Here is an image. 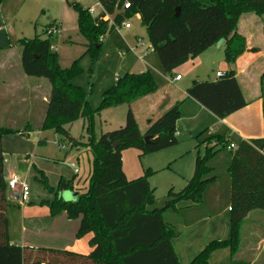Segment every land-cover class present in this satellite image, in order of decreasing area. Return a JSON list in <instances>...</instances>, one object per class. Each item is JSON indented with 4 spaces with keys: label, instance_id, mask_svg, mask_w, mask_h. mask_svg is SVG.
<instances>
[{
    "label": "trees",
    "instance_id": "16d2710c",
    "mask_svg": "<svg viewBox=\"0 0 264 264\" xmlns=\"http://www.w3.org/2000/svg\"><path fill=\"white\" fill-rule=\"evenodd\" d=\"M98 1L104 11L96 17L77 2L72 4L77 14L78 29L90 43L87 51L93 60L98 57L102 38L113 30L109 21L103 18L105 13L112 15L117 25L139 14L142 25L147 28L153 51L169 74L210 46L225 41L224 62L231 69L216 81H195L187 89L186 98L197 100L220 119L248 104L233 68L238 58L248 50L246 37L238 32L237 26L244 13L264 15V0H129L130 7L125 10V0ZM53 38L55 36L47 35L43 39L37 35L19 39L17 43L24 73L30 77L46 78L51 89L46 116L39 126H26L22 130L0 123V264H180L172 244L177 233L165 223L162 212L170 207L177 210L179 202L200 205L206 189L216 180L208 162L223 151H228L231 156L228 168L231 180L230 237L211 240L190 264H210L211 255L225 248L233 257L238 250L243 220L254 210L264 211V137L240 140L234 144L227 134L204 137L206 131L198 133V146L204 145V152H198L192 177L180 191L169 190L166 197L173 200L166 203L163 210L149 212L147 206L157 201L155 188L148 180L153 171L147 169L143 176L134 180L122 179L116 162L118 151L134 145L139 146L145 155L178 144L177 121L181 115V101L149 122L144 133L140 132L130 110L121 131L98 137L97 116L105 109L130 105L156 92L158 85L154 75L150 71L127 73L104 91L101 105L95 109L83 88L73 83L82 69L76 62L67 68L59 65L57 54L50 48ZM80 118L86 121V142L73 140L72 145L85 146L93 154L88 190L80 193L77 201L72 203L59 197L62 181L57 190L49 186L44 175L42 183L54 194L53 200L46 202L51 215L81 210L84 225L77 236L93 231V245H97V249L90 255H84L69 250L12 244L1 137L48 129L67 137L69 133L64 126ZM145 136H149V141ZM117 141L122 144L114 149L113 144ZM64 187L73 188L74 180L67 181ZM232 264L248 262L232 260Z\"/></svg>",
    "mask_w": 264,
    "mask_h": 264
},
{
    "label": "rangeland",
    "instance_id": "374dc122",
    "mask_svg": "<svg viewBox=\"0 0 264 264\" xmlns=\"http://www.w3.org/2000/svg\"><path fill=\"white\" fill-rule=\"evenodd\" d=\"M77 3L85 9L94 7L96 14L102 12L98 0H79ZM72 4L71 0H0V22L2 21L9 30V35L5 28L0 30V45L6 47L10 43L9 39L13 41V44H17L19 39L34 38L37 35L45 39L47 38L45 32L47 27L53 22L61 23L60 33L51 40L50 48L57 54L59 65L62 68L70 67L76 62L82 69L73 83L83 88L89 103L95 109L100 107L105 90L113 87L117 80L127 73L143 68L147 62L155 63L153 65H156L158 70L160 69L159 73L163 77V81L170 78L164 71L158 54L153 51L147 28L142 25L141 19L137 15L125 19L131 24V28L115 27L104 35L98 50V57L93 60L92 54L87 51L90 43L78 29L77 14ZM237 30L246 35L252 46L257 48L252 51V55L248 59L239 63V67L245 70L239 78L241 87L246 97H251L254 94L264 95V15L244 13L238 21ZM16 48L18 50L16 60L14 58L9 61L6 58V61H3L4 65H11L17 61L18 66H21L18 57L20 49ZM143 50L146 51V54L143 53ZM0 58L3 59V56ZM222 64L225 65L224 62ZM149 69L155 78L156 75L160 76L158 70H155L156 68ZM248 77L251 79L249 83L245 81V78L248 79ZM32 78L44 80L50 91V83L46 78ZM205 80L208 79L201 81ZM129 106L124 104L108 111L103 110L101 115L96 118L97 136L121 131L127 123ZM153 113L145 108L139 111L138 121L142 131L146 127V118ZM8 116L6 119L12 120L6 123L22 130L26 124L34 126L36 124L35 118L30 119L26 114L14 113ZM84 120V118H80L72 122L71 125H69L70 123L66 124L64 127L69 133L67 137L57 134L52 129L30 131L24 135H3L1 144L6 179L9 174L11 176L18 175L26 180L30 186L31 197H35V204L36 201L51 197L53 194L50 192L51 190L43 186L42 174H40V171H43L49 186L57 190L62 181L59 196L65 201L75 203L80 193L88 190L89 159H93V154L85 146L72 145L69 140V138H75L77 141L86 142ZM62 144L64 145L62 146ZM198 152L203 154L204 145L198 146V140L194 135L186 140H182L180 137L178 144L145 155H142L139 146L123 147L118 151L116 162L122 173V179L128 181L143 176L147 169H151L153 173L148 178L150 185L155 188L156 197L165 198L170 189L180 191L185 187V179L191 178L194 173L193 171L191 176H185L187 162L192 155H198ZM223 152L224 154L219 155L218 173L212 172L217 177V181L219 180L220 187L224 190L227 189L228 197L230 153ZM73 164L76 165L78 172L75 171ZM189 168L191 169L190 165ZM71 180H74V187H64L65 183ZM102 186L103 183L100 184V189ZM11 192L13 190L7 186L9 203L16 208H22L24 205H18L17 202L10 199ZM40 201L38 202L39 207L41 206ZM184 203L187 204V202L177 203V210L171 207L165 209L162 212V217L165 223L172 226L177 233L172 240L177 247L179 263L190 264L194 257L212 240L210 237L213 235L212 230L215 226L220 222H226L228 214L221 213L217 220H207L208 222L203 224L202 228L198 229L197 227V230L189 228L185 230L186 226H190L203 216L214 214H208V205H184ZM18 220L15 224L12 222L13 231L17 235L22 232V220ZM26 226H31V222L27 219ZM190 248L198 249L192 258L190 257L192 254L189 256L183 254V251L190 250ZM211 264H219V262L213 257Z\"/></svg>",
    "mask_w": 264,
    "mask_h": 264
},
{
    "label": "crops",
    "instance_id": "0c3cea01",
    "mask_svg": "<svg viewBox=\"0 0 264 264\" xmlns=\"http://www.w3.org/2000/svg\"><path fill=\"white\" fill-rule=\"evenodd\" d=\"M137 16L141 19L139 14ZM2 28L7 30L5 24L3 25V22L1 21L0 30ZM7 35H9V30H7ZM244 36L246 37V35ZM246 40L248 50L238 58L233 67L238 79L245 71L244 68L239 67V63H241L240 61L248 59V57L252 55V51L257 49L252 46L247 37ZM9 42V45L6 47L0 45V56H3V59L0 58V123L10 128H17L12 127L13 125H8L6 122H11L10 120L12 119L6 118L9 117L8 115H13L14 113L26 114L30 119L35 118L36 120L35 126L31 124H26V126L37 127L46 116L50 91L44 80H37L24 73L21 65V52L18 54L21 66H18L16 63L17 61H14L11 65H4L3 61H6V58H8L9 61L14 58V60H16L18 53L16 48L18 47L17 44H13L11 39H9ZM224 50L225 41L210 46L200 55L190 58L186 63L177 67L171 74L167 73L170 78H166L164 81L159 73L160 69L158 70L157 66L153 65L155 64L153 62H147L143 68L138 69L136 72H132H151L149 68H156L155 70H158L160 76L156 75V78L154 76L158 85V90L130 104L127 117L130 110L134 113L137 121L140 110L145 108L150 112H154L150 117L146 118V127L144 131L140 129L141 126L138 121L140 132L144 133L149 126V122L154 121L176 102L181 101V115L177 121V136L178 138L181 137L182 140H186L188 137H193L202 131H206L204 137L212 134H227L231 142L234 144H237L240 140L264 137V95L254 94L251 97H246L244 93L248 104L223 119L216 117L197 100L186 98L187 89L195 81H201L206 78L208 80L205 81H216L218 79L216 75L217 72L226 73L231 69V67L224 62ZM144 52L146 54V51L143 50V53ZM222 62H224L225 65L222 64ZM179 74L181 75V79L175 80V76ZM250 80V77H248V79L245 78L247 83H249ZM114 108L105 109L104 111ZM71 124L73 123H70L69 125ZM85 126L86 121L84 120V129ZM73 140L76 139L74 138ZM87 149L89 150V148ZM221 154H224V152L218 153L209 161V165L213 168L214 173H218L217 170L220 164L219 155ZM196 157V154L192 155L191 159L187 162L186 171L184 172V174H186L185 176H191L194 171ZM229 158L230 165L231 156ZM90 162L91 158L89 159L91 170ZM189 165L191 166V169L189 168ZM214 173L213 175H215ZM40 174L44 175L43 171H40ZM10 176L11 175L8 174L6 180H8ZM189 179L190 178L185 179L186 183ZM230 193L231 180L228 184L227 197V189L224 190L220 187V182L219 180L217 181L216 177V180L206 189L203 202L201 203L203 205H208V214L211 213L214 215L203 216L193 224H190V226H186L187 228H185V230L188 228L196 230L197 227L198 229L202 228L203 224L208 222L207 220H217L221 213H227L228 218L226 217V222L223 221L216 225L212 230L213 235L210 238L212 240H225L229 238ZM53 198L54 194H51V197L36 201L37 203L40 201L41 206L39 207V203L34 204L35 197H31L30 193V202L22 206V208H16L9 203L7 196V217L10 242L20 246L54 247L55 249L69 250L84 255L92 254L97 249V245H93V239L95 237L94 232L90 230L79 237L77 236L78 232L84 225V213L81 210H78L71 214L66 210L57 216H52L50 208L46 202L52 201ZM161 198L162 197H157V200ZM10 199L17 202L18 205L21 204L14 191L11 192ZM184 205H189V203H184ZM18 219L22 220V232L17 235V233L13 231L12 222L15 224L19 221ZM26 219L31 222L30 227L26 226ZM172 244L178 255L177 247L174 245L173 240ZM193 249L194 248H190V250L187 249L186 251H183V254L188 256L192 254L190 255L192 258L198 250ZM213 257L219 262V264H232V260L237 262L247 261L249 264H264V211L254 210L243 220L239 231L238 250L233 257L231 256L230 250L227 248L215 251L210 257V264Z\"/></svg>",
    "mask_w": 264,
    "mask_h": 264
},
{
    "label": "built area",
    "instance_id": "2783aa9c",
    "mask_svg": "<svg viewBox=\"0 0 264 264\" xmlns=\"http://www.w3.org/2000/svg\"><path fill=\"white\" fill-rule=\"evenodd\" d=\"M72 2H78L79 0H71ZM99 2V1H98ZM99 5L102 7V12L104 11L103 6L101 5V3L99 2ZM130 7V3L129 0H125L124 4H123V9H127ZM89 13L96 17L99 16L101 13L96 14V9L94 7H91L88 9ZM138 15V14H136ZM105 20L109 21V26H113V28H118V27H124L126 29L131 28V24L129 22L124 21L121 25H117L114 21V18L112 15L105 13V16L103 17ZM60 23L58 22H54L52 25H50L49 27H47L46 29V34L48 36H57L60 32ZM225 73L224 72H217V77L223 76ZM175 80H180L181 79V75H176ZM63 146V145H62ZM231 147H235L234 144H231ZM73 167H75V171L78 172V169L76 168V165L73 164ZM7 186L13 190L16 194H17V198L19 199L20 203L22 205H25L27 203L30 202V186L27 183L26 180H23L22 178H20L18 175H12L9 177V179L7 180Z\"/></svg>",
    "mask_w": 264,
    "mask_h": 264
},
{
    "label": "water",
    "instance_id": "95a60500",
    "mask_svg": "<svg viewBox=\"0 0 264 264\" xmlns=\"http://www.w3.org/2000/svg\"><path fill=\"white\" fill-rule=\"evenodd\" d=\"M69 140L72 141L73 138H69ZM145 140L149 141V136H145ZM121 144H122L121 141H117L113 144V148L117 149V147L121 146ZM172 200L173 198H167V197L158 199L155 203L147 206V211L154 212L156 210H163L165 208V204L171 202Z\"/></svg>",
    "mask_w": 264,
    "mask_h": 264
}]
</instances>
